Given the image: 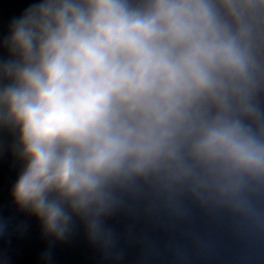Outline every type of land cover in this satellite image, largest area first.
Returning a JSON list of instances; mask_svg holds the SVG:
<instances>
[{"label":"clouds","instance_id":"obj_1","mask_svg":"<svg viewBox=\"0 0 264 264\" xmlns=\"http://www.w3.org/2000/svg\"><path fill=\"white\" fill-rule=\"evenodd\" d=\"M3 47L12 197L46 237L78 218L119 262L123 212L166 236L130 226L137 264H211L228 243L230 264H264V0H39Z\"/></svg>","mask_w":264,"mask_h":264}]
</instances>
